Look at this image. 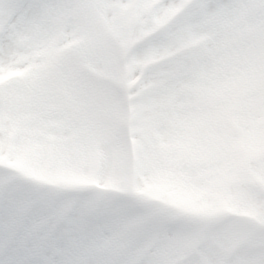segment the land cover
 Returning <instances> with one entry per match:
<instances>
[{"label": "rangeland", "instance_id": "rangeland-1", "mask_svg": "<svg viewBox=\"0 0 264 264\" xmlns=\"http://www.w3.org/2000/svg\"><path fill=\"white\" fill-rule=\"evenodd\" d=\"M115 1L21 0L31 7L18 15L14 0H0V74L20 70L0 81V160L48 182L72 185L98 180L127 189L124 159L118 154L121 95L115 93L121 91L122 77L136 104L135 131L148 120L155 125L152 132L137 134V189L203 215L218 211L219 203L227 201L232 209L257 215L264 222L263 186L256 191L241 186L238 191L228 186L229 174L224 173V163L238 169L235 165L246 156L251 158L250 163H261L253 173L264 185V112L257 114L254 110L264 99V0H190L187 10L180 11L181 17L174 20L170 16L179 11L182 0H139L135 11L139 17L131 38L127 36L130 29L124 26L125 17L130 15L125 9L119 11ZM120 4L125 8L126 0ZM105 33L116 35L127 48L125 70L113 58L115 50L105 42ZM69 37H74L72 43L64 44ZM70 85L79 91L81 97L76 102L80 107L73 108ZM226 96L229 103L214 109L213 121L220 132L205 126L202 136L199 126L204 124L208 110L201 112L199 102L219 103ZM179 99L189 117H196L194 130L189 129V122L180 130H174L178 122L168 124L171 130L163 123L169 120L166 111L181 112ZM145 107L154 115L147 117ZM246 107L257 118L240 116L247 112ZM73 115H80L86 126L67 132ZM232 126L239 127L240 134L233 136ZM90 142L95 147L103 142L98 154L90 148ZM234 143L239 152L233 150ZM96 161L103 163L96 168L97 176L92 173ZM172 168L184 174L169 177ZM231 191H238L240 203L232 198L228 201L235 196ZM7 194L9 200H0L4 222L8 213L20 209L10 200L16 193L9 190ZM103 204L100 201L97 227L104 226L103 232L111 223L122 227L125 213L108 204L109 210L103 209ZM33 220L27 222L29 226ZM78 221L79 211L72 222L79 228L76 235H71L75 241L59 244L54 240L46 248L47 253L59 248L60 256L55 255L49 264H133L144 250L133 245L113 247L101 233L79 241L83 237L80 232L84 233L81 224H75ZM12 227L7 229L0 220V241L10 236ZM152 227L154 224L149 225ZM234 227L229 224L225 231L207 234L202 250L210 261L204 264H220L224 258L211 249L213 245L233 249L234 264L264 263V251L259 256L253 252L256 256L252 258L247 250L250 244L264 245V239H254L261 235L245 234ZM23 231L19 230L17 240ZM42 232L38 236L45 239L48 230ZM153 248L143 264H160L154 257L157 252L167 257L176 252Z\"/></svg>", "mask_w": 264, "mask_h": 264}, {"label": "snow or ice", "instance_id": "snow-or-ice-1", "mask_svg": "<svg viewBox=\"0 0 264 264\" xmlns=\"http://www.w3.org/2000/svg\"><path fill=\"white\" fill-rule=\"evenodd\" d=\"M14 7L18 15H23L31 6L22 3L21 0H14ZM0 264H32V262L20 259L14 254L13 248L7 247L3 255H0Z\"/></svg>", "mask_w": 264, "mask_h": 264}, {"label": "clouds", "instance_id": "clouds-1", "mask_svg": "<svg viewBox=\"0 0 264 264\" xmlns=\"http://www.w3.org/2000/svg\"><path fill=\"white\" fill-rule=\"evenodd\" d=\"M154 69H148V72H151V71H153Z\"/></svg>", "mask_w": 264, "mask_h": 264}]
</instances>
